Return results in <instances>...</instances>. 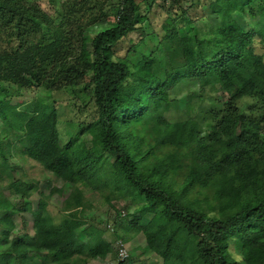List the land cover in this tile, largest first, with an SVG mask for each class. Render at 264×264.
Masks as SVG:
<instances>
[{"label": "trees", "instance_id": "16d2710c", "mask_svg": "<svg viewBox=\"0 0 264 264\" xmlns=\"http://www.w3.org/2000/svg\"><path fill=\"white\" fill-rule=\"evenodd\" d=\"M84 1L85 13L100 11L86 25L74 4L49 13L37 0H0V264L117 256L88 223L96 197L114 212L112 227L122 223L115 242L144 235L119 264H248L243 250L264 234V53L254 47L256 35L264 45V0H216L217 24L205 34L184 10L167 11L147 31L159 0L145 12L135 0ZM107 15L114 24L87 39L86 27ZM146 38L155 46L141 53ZM38 87L68 89L71 116L60 119L53 100L11 102ZM15 157L61 181H47L49 197H61L58 218L42 192L32 208V184L24 183L26 195H6ZM93 180L100 189L88 198L80 183ZM21 212L30 213L33 234L12 236L15 215L25 224Z\"/></svg>", "mask_w": 264, "mask_h": 264}, {"label": "rangeland", "instance_id": "374dc122", "mask_svg": "<svg viewBox=\"0 0 264 264\" xmlns=\"http://www.w3.org/2000/svg\"><path fill=\"white\" fill-rule=\"evenodd\" d=\"M42 9L48 11L49 13H55V9H63L64 7H69L70 5H76L74 9L80 10L81 12V20L86 25L89 21H91L96 14L100 13L99 9H90L85 13V9L88 7V2L84 0H37ZM91 4L104 5L108 7L111 1L113 0H91ZM139 5L142 12H145L147 8V2L152 4V0H135ZM51 2V3H50ZM152 9L149 14V23L147 22V31H151L159 27L162 16L170 11L172 16H180L182 11H185V16L190 17L193 22L192 25L199 31L200 33H206L210 29H213V26L217 24V15L215 11L221 9L218 2L216 0H184L180 4L172 5L170 1L159 0L156 3L152 4L149 8ZM236 19L245 26L247 22L244 16H241L236 13ZM181 24H184L182 20H179ZM115 22V18L111 15H107L106 17L98 19L96 22L90 23V26H87L85 29V36L87 39H90L97 32L104 30L110 26H112ZM141 37V31H134L130 33L127 37L123 38L119 44L115 47L117 55H123L125 51L131 44L136 43ZM155 41L149 38H146V42L142 43L138 47V51L141 53H146L149 49L154 48ZM255 51L257 53H264V45L259 42V36H255L254 42ZM71 93L68 89L63 90H54L51 95L44 91L43 88H31L23 91L19 96L11 97V102L16 105H24L25 103L41 100L42 102L49 103L52 100L55 104L60 108L59 116L60 119H64L66 116H71ZM83 143H75L74 147L76 150H80L83 147ZM15 169L13 172L14 182H12V186L10 189L5 190L6 195L10 199L18 198L19 196L25 194L26 189L24 188V183L34 185L32 188L34 190L30 195H26V199L29 200L32 204V208L35 209L37 205V201L40 197V192L44 193L46 196V200L48 201V208L52 210L55 217H59L58 209L60 207L61 197L57 194H52L49 197L50 187L47 184V181H51L54 186L59 187L61 185V181L55 178L51 173L45 171L38 163L35 161L26 158L25 160L19 159L17 157L13 158ZM22 177V179H21ZM95 184H98L96 180L89 181L87 183H80V187L82 188L85 196L90 198L92 190H99L100 188H94ZM36 189V190H35ZM109 189H105L104 191L108 192ZM95 208L92 211H87L88 223L99 226L103 232L104 236L112 242L113 249H116V238L113 237V232H116L118 235H123L122 223L118 222L115 224L116 226L112 227V218L114 212L109 210V208L103 204L101 198H94ZM113 205L117 208L121 205L120 200L113 201ZM111 213V214H109ZM131 211L126 212V216H124V220L131 218ZM21 216L24 217L25 224H22L19 215L14 216L16 229L12 232V236H22L25 233L33 234L32 231V217L29 212H21ZM100 221V222H98ZM109 223V224H108ZM111 226V228L108 227ZM106 227H108L106 229ZM144 244V235L142 233H138L130 242L124 243L126 249L130 250L137 247L142 246ZM244 255L246 256V260L248 264H261L264 261V234L259 235L255 240H253L247 248L243 250ZM233 255L236 256V252H233ZM150 260H158L159 258L156 255H150L148 257ZM120 259L114 254L108 255L106 258H93L89 260L88 264H119Z\"/></svg>", "mask_w": 264, "mask_h": 264}, {"label": "built area", "instance_id": "2783aa9c", "mask_svg": "<svg viewBox=\"0 0 264 264\" xmlns=\"http://www.w3.org/2000/svg\"><path fill=\"white\" fill-rule=\"evenodd\" d=\"M108 227H110L108 225ZM116 250H117V256L120 260H124L128 256V251L124 245V243L121 240H118L116 242Z\"/></svg>", "mask_w": 264, "mask_h": 264}]
</instances>
